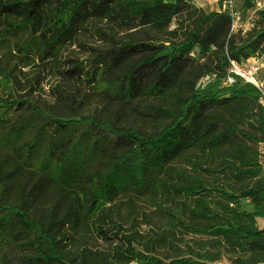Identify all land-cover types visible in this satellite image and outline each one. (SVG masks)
Returning a JSON list of instances; mask_svg holds the SVG:
<instances>
[{"label": "trees", "instance_id": "trees-1", "mask_svg": "<svg viewBox=\"0 0 264 264\" xmlns=\"http://www.w3.org/2000/svg\"><path fill=\"white\" fill-rule=\"evenodd\" d=\"M253 20L234 32L192 0H0V264H264V106L223 83L264 55V8Z\"/></svg>", "mask_w": 264, "mask_h": 264}, {"label": "built area", "instance_id": "built-area-1", "mask_svg": "<svg viewBox=\"0 0 264 264\" xmlns=\"http://www.w3.org/2000/svg\"><path fill=\"white\" fill-rule=\"evenodd\" d=\"M220 2V0L218 1ZM264 8V1L258 0L255 8L250 10L252 16L245 20L240 10L236 8L235 0H222L219 3V9L223 12H228L232 17V31L237 32L242 30L243 33L251 29L254 25V17L257 10ZM264 68V55L253 56L243 63L235 60H230V68L227 77L224 80V85H234L238 80H242L247 84H251L259 91V102L264 106V78L260 77V72ZM216 80L215 75H206L202 77L197 85V88L203 92L208 93ZM137 264V263H135Z\"/></svg>", "mask_w": 264, "mask_h": 264}, {"label": "rangeland", "instance_id": "rangeland-1", "mask_svg": "<svg viewBox=\"0 0 264 264\" xmlns=\"http://www.w3.org/2000/svg\"><path fill=\"white\" fill-rule=\"evenodd\" d=\"M235 3H236V8L242 12L244 19L248 20L252 16V12L250 10L246 11L244 9L243 0H235ZM209 5L210 6L205 7L207 10H217L219 3L217 1H213ZM197 6H199V5H197ZM75 53L77 54L78 52L75 51ZM77 55H79V54H77ZM259 75H260V77H264V68L261 70ZM215 82H216V80H215ZM215 82L213 84H215ZM47 89H48V86L46 84L44 89L39 90L38 94L39 95L42 94L44 96ZM214 90H215V87L213 88V92H214ZM39 95H37V96H39ZM260 149L264 152V144L260 145ZM262 162L264 164V155L262 158ZM140 207H142V208H140ZM138 209L146 210L147 214H150L152 212L150 209H147V207H145L144 205H139ZM122 210L125 212L127 210V208H122ZM137 222L140 226L141 231H143L144 233L147 232L149 230V228L155 226V224L157 223L154 218H150L149 216L146 215V213H141L138 217ZM130 227H131V221H126L123 223V229L128 230V229H130ZM94 242L96 244H98L100 247H107L108 246V243L103 241V240L95 239ZM220 264H229V262L227 260H223L222 262H220Z\"/></svg>", "mask_w": 264, "mask_h": 264}, {"label": "crops", "instance_id": "crops-1", "mask_svg": "<svg viewBox=\"0 0 264 264\" xmlns=\"http://www.w3.org/2000/svg\"><path fill=\"white\" fill-rule=\"evenodd\" d=\"M193 1V3H195L196 5H199V6H201V7H206V6H210L209 4H211V2H213V1H219V0H192ZM219 3V2H218ZM218 9H219V5H218ZM264 78V77H263ZM212 91H210L209 93H211ZM258 222H259V225L261 226V227H263L264 226V219H259L258 220Z\"/></svg>", "mask_w": 264, "mask_h": 264}]
</instances>
